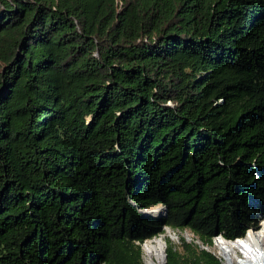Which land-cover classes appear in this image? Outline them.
Returning <instances> with one entry per match:
<instances>
[{
	"label": "trees",
	"instance_id": "16d2710c",
	"mask_svg": "<svg viewBox=\"0 0 264 264\" xmlns=\"http://www.w3.org/2000/svg\"><path fill=\"white\" fill-rule=\"evenodd\" d=\"M258 213L264 0H0V264H145L165 228L164 264H225Z\"/></svg>",
	"mask_w": 264,
	"mask_h": 264
},
{
	"label": "bare ground",
	"instance_id": "6f19581e",
	"mask_svg": "<svg viewBox=\"0 0 264 264\" xmlns=\"http://www.w3.org/2000/svg\"><path fill=\"white\" fill-rule=\"evenodd\" d=\"M159 205L146 209L149 213L160 214ZM219 256L225 264H264V219L257 228H250L245 235L234 240H225L221 236L215 239ZM148 264H162L164 240L162 236L146 240L142 244ZM239 251L240 256L233 253Z\"/></svg>",
	"mask_w": 264,
	"mask_h": 264
},
{
	"label": "rangeland",
	"instance_id": "374dc122",
	"mask_svg": "<svg viewBox=\"0 0 264 264\" xmlns=\"http://www.w3.org/2000/svg\"><path fill=\"white\" fill-rule=\"evenodd\" d=\"M156 206H157V205H156ZM158 208H160L158 213H162V209H161V207L159 206ZM154 214H156V213H154ZM256 216L258 217V223H257V225H256L255 227H251L252 229H253V228H256V227H258V226L260 225V222L264 219V213H263V214L258 213V214H256ZM249 229H250V228H249ZM181 235L185 236V238H186L187 240H190V238L192 237V235H191L190 233H187V232H182ZM159 236H162L164 242H165V237H168V238H170L171 240H173V241H175V242L178 241V234H177V232H176V231H173V230H171V229H169V228H165L164 232L161 233V234H159V235H157L156 237H159ZM217 237H218V236H217ZM217 237H215V238L213 239V244H212V246H211V249H212V250H213V251L219 256V254H218V249H217V247H216V245H215V239H216ZM153 238H154V237H153ZM144 242H145V241H144ZM144 242H143V243H144ZM143 243H142V244H143ZM142 244H141V249H142ZM165 244H166V242H165ZM240 255H241V253H240L239 251L233 253V256H234V257L240 256ZM142 257H143V261H144V263H145V264H148L147 256H146V254L143 252V249H142ZM219 258L223 261V259H222L220 256H219ZM223 263H224V261H223Z\"/></svg>",
	"mask_w": 264,
	"mask_h": 264
},
{
	"label": "water",
	"instance_id": "95a60500",
	"mask_svg": "<svg viewBox=\"0 0 264 264\" xmlns=\"http://www.w3.org/2000/svg\"><path fill=\"white\" fill-rule=\"evenodd\" d=\"M147 212L146 209H144V213ZM166 261V254H165V242H164V251H163V263L164 264Z\"/></svg>",
	"mask_w": 264,
	"mask_h": 264
}]
</instances>
